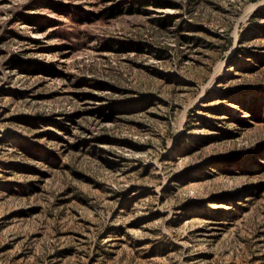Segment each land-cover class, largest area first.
Listing matches in <instances>:
<instances>
[{"label": "rangeland", "instance_id": "obj_1", "mask_svg": "<svg viewBox=\"0 0 264 264\" xmlns=\"http://www.w3.org/2000/svg\"><path fill=\"white\" fill-rule=\"evenodd\" d=\"M0 264H264V0H0Z\"/></svg>", "mask_w": 264, "mask_h": 264}]
</instances>
